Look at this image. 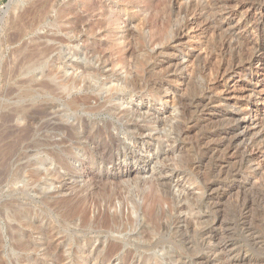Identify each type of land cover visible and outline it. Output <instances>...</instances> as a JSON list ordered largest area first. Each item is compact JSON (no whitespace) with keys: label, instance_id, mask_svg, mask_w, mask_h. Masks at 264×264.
Masks as SVG:
<instances>
[{"label":"rangeland","instance_id":"obj_1","mask_svg":"<svg viewBox=\"0 0 264 264\" xmlns=\"http://www.w3.org/2000/svg\"><path fill=\"white\" fill-rule=\"evenodd\" d=\"M0 262L264 264V0H7Z\"/></svg>","mask_w":264,"mask_h":264},{"label":"bare ground","instance_id":"obj_2","mask_svg":"<svg viewBox=\"0 0 264 264\" xmlns=\"http://www.w3.org/2000/svg\"><path fill=\"white\" fill-rule=\"evenodd\" d=\"M189 22H191V18H188L187 19V21L182 25V26H185V25H187ZM77 26H78V23H77ZM78 28V27H77ZM179 32H182V29H179ZM250 60H248V63H250L251 62V60H252V57L251 58H249ZM247 63V64H248ZM242 64V63H241ZM74 66H76V67H80V66H82V64H80V63H78V62H76V63H74ZM48 75L49 76H54L55 75V69L54 68H52L50 71H49V73H48ZM53 78V77H52ZM74 80H76V79H74ZM125 114H126V112H125ZM81 119H82V117H80ZM128 122V121H127ZM54 123V122H53ZM50 124L52 125V123L50 122ZM54 125V124H53ZM124 127L129 131V133L130 132H136V133H139V134H142V133H144V131H145V128H144V126H142V125H140V124H138V123H135V124H124ZM132 130H134V131H132ZM83 138V137H82ZM112 138H113V140L116 142V140H119L120 138L117 136V135H112ZM83 140V139H82ZM81 141V140H80ZM120 141V140H119ZM81 143V142H80ZM83 144V143H82ZM254 155V153H252V151H251V153L249 154V155H247V158L248 159H250V158H252V156ZM150 171V170H149ZM152 171L153 172H155L156 170H154V169H152ZM159 171V170H158ZM154 174H157V173H154ZM160 175H161V173H160ZM159 175H157V177H158ZM163 179H164V177H163ZM163 179H162V175L161 176H159L158 178H157V183L160 185V183L162 184V181H163ZM156 186H158V185H156ZM159 187V186H158ZM157 187V188H158ZM162 188V187H161ZM160 189V188H159ZM163 190V189H162ZM162 190H160L161 192H162ZM168 191V190H167ZM159 192V190L157 189V193ZM163 193H164V191H163ZM163 196H165V195H163ZM186 197V196H185ZM188 198V197H187ZM186 199V198H185ZM184 202V201H183ZM185 203V202H184ZM184 205H186V204H184ZM187 218V217H186ZM188 219V218H187ZM206 238V237H205ZM24 239V238H23ZM26 239V238H25ZM27 242H28V240H26ZM26 241H24V240H21V242H20V246L19 247H21V248H23V249H29L30 248V244H32V243H29V245L27 244V242ZM204 241V240H203ZM206 241H207V238H206ZM74 244V243H73ZM33 247V246H32ZM31 247V248H32ZM30 248V249H31ZM121 248V246H120V244H113V246L111 247V249H110V251H109V254L110 253H115V252H118L119 251V249ZM25 251V250H24ZM29 251V250H28ZM81 252V251H80ZM83 252V251H82ZM81 252V253H82ZM107 252H108V250H107ZM27 253H29V252H27ZM176 255H179V253L177 252L176 253ZM29 261H30V259H29ZM32 262V261H31ZM30 263V262H29ZM34 263V262H33ZM0 264H1V262H0ZM2 264H4V263H2ZM36 264V263H35Z\"/></svg>","mask_w":264,"mask_h":264},{"label":"built area","instance_id":"obj_3","mask_svg":"<svg viewBox=\"0 0 264 264\" xmlns=\"http://www.w3.org/2000/svg\"><path fill=\"white\" fill-rule=\"evenodd\" d=\"M7 0H0V11L6 6Z\"/></svg>","mask_w":264,"mask_h":264}]
</instances>
